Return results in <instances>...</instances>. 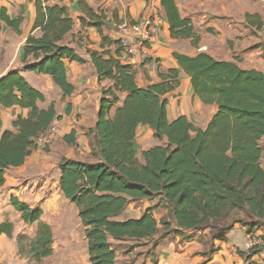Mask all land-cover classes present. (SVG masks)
Instances as JSON below:
<instances>
[{"label":"trees","instance_id":"16d2710c","mask_svg":"<svg viewBox=\"0 0 264 264\" xmlns=\"http://www.w3.org/2000/svg\"><path fill=\"white\" fill-rule=\"evenodd\" d=\"M160 3L171 36L189 38L196 46L200 36L191 20L180 16L174 0ZM36 9L33 29L39 34H29L25 40L22 70L49 76L64 99L74 91L64 60L85 62L63 42L73 20L58 5L36 0ZM20 21V17L11 19L4 7L0 9V31L3 24L17 30ZM93 25L99 28L98 23ZM111 43L102 36L101 47ZM114 43L113 51L87 50L98 79L111 80V85L101 90L97 120L90 128L95 133L91 154L98 161L62 157L59 162L60 188L77 207L90 264H115V248L108 236L141 240L158 234L159 240L173 233L188 241L201 233L212 253L218 249L214 241H226L236 223L247 226L248 233L264 227V72L241 68L236 58L218 60L205 51L195 55L174 51L177 67L159 73V81L140 87L132 66L121 62L124 46L120 40ZM181 73L189 77L193 95L205 104L217 105L204 128L185 115L168 117L166 94L179 85ZM119 93L124 94L123 99L109 117ZM44 99L18 70L0 77V185L5 169L21 165L36 146L34 138L61 119L53 101L46 108L38 106ZM13 105L27 113L16 115L13 129H2L1 110ZM64 111L69 112L68 104ZM139 125L152 129L153 137L161 141L141 152L142 161L135 142ZM62 139L74 144V130ZM139 199L152 204L138 218L111 219ZM10 201L25 223L36 222L35 235L19 234L17 241L27 240L21 252L26 251L33 264H42L53 252L51 227L40 221L41 209L31 208L15 196ZM157 207L166 210L158 219L153 214ZM160 229L163 233L159 236ZM12 231V223H0V234L11 237Z\"/></svg>","mask_w":264,"mask_h":264},{"label":"crops","instance_id":"0c3cea01","mask_svg":"<svg viewBox=\"0 0 264 264\" xmlns=\"http://www.w3.org/2000/svg\"><path fill=\"white\" fill-rule=\"evenodd\" d=\"M41 1L43 4L58 5L67 10L73 25L63 42L73 47L85 62L64 60L67 80L74 86V91L60 103L54 102L52 94L56 93L61 98L62 92L51 78L22 70L21 49L25 40L29 34H39L38 29H33L37 16L36 0H0V9L4 7L11 19L21 18L17 30L2 25L0 77L11 70H18L29 84L43 93L45 99L38 102L40 108H46L51 101L54 102L57 114L62 115L54 123L61 124L60 139L67 145L66 149L60 148L61 142L57 141L50 148L45 147L48 148L47 151L43 147L34 146L21 165L5 169L4 182L0 185V223H12L13 231L11 237L5 233L0 234L1 264L33 263L25 252H21L17 236L25 234L32 238L35 235L36 222L27 224L21 219V212L10 201L11 196L17 197L31 208L42 210L40 221L47 223L53 234V252L50 256L55 252L56 230L53 228L57 221L65 220L68 212L79 218L77 207L61 191L59 162L62 157L88 163L98 161L91 154L95 133L90 128L95 126L97 120L101 90L111 85L110 79H98L87 53L88 49L113 51L116 48L114 41L120 40L124 46L121 62L132 66L135 82L140 87L159 81V73L177 67L174 51L195 55L201 47L215 59L233 61L236 58V63L241 68L264 72V0H174L180 16L191 20L200 36L196 46L191 45L189 38L171 36L160 0ZM247 14L250 17L247 18ZM146 17H152L159 23V31L152 42L147 44V53L143 55V48L136 43L135 36L128 29L121 28L120 24L125 21L134 23ZM94 23H98L99 28ZM102 36L113 43L101 47ZM128 48H132L134 54H128ZM181 74L179 85L166 94L168 117L174 119L185 115L195 126L204 128L216 112L217 105L201 102L192 94L189 77ZM118 95L120 99L109 111V117L113 116L115 108L123 99V93ZM66 104L69 105L68 113L64 111ZM18 113L26 115L27 110L17 105L3 108L2 129H13L11 122ZM71 130H74L75 142L80 143L83 151H75L73 144H67L62 139ZM152 134V129L147 126L137 127L135 142L139 161H142L143 150L161 143ZM261 148V165L264 168V145ZM151 204L147 199L131 201L119 215L111 219L138 218ZM165 212L160 207L153 210L157 219ZM260 228L255 231L262 233ZM247 234L248 227L236 223L228 231L226 241H214L218 249L212 253L208 250L205 235L201 233L188 241L173 234L165 235L159 240L158 234L141 240H119L112 236H108V239L115 248V264H264L263 248L251 252L243 248ZM76 255H80L78 258L84 264H90L84 227L81 252H69L70 264H77ZM46 258L42 259V264Z\"/></svg>","mask_w":264,"mask_h":264},{"label":"rangeland","instance_id":"374dc122","mask_svg":"<svg viewBox=\"0 0 264 264\" xmlns=\"http://www.w3.org/2000/svg\"><path fill=\"white\" fill-rule=\"evenodd\" d=\"M200 51H203V50H200ZM51 97L54 98V102L60 103L62 101V99L60 97H58V95L56 93L52 94ZM57 141L61 142L60 148H63V149L67 148V145L60 139V135L57 136L55 138V140L50 145H48L46 147L50 148L53 145V143H56ZM261 144L264 145V137H262V139H261ZM78 145H80V143L75 142L73 144V148L75 151L79 152L80 150L77 149ZM136 145H137V142H136ZM160 228H161V226H160ZM53 229L56 230V232H55L56 244L54 242L55 252L52 256L46 258V261L44 264H70L69 263V260H70L69 252L71 250L77 252V254H79L81 252L82 237H83V226L81 225L79 218L71 215L68 212L65 220L57 221V223L55 224ZM260 229H261L262 233H259V234L261 235V237L264 240V227L260 228ZM162 233L163 232L160 229L159 236ZM171 234H173V233H171ZM173 235H176V234H173ZM207 238H210V237L207 236ZM22 241H25L23 243V245H21ZM66 244H67V246H66ZM19 245H20V248H23V249L26 248L27 240L22 239L20 241ZM25 253H26V251H25ZM78 256H80V255H76V258H77L76 263L77 264H84V262H82L81 258H78Z\"/></svg>","mask_w":264,"mask_h":264},{"label":"built area","instance_id":"2783aa9c","mask_svg":"<svg viewBox=\"0 0 264 264\" xmlns=\"http://www.w3.org/2000/svg\"><path fill=\"white\" fill-rule=\"evenodd\" d=\"M120 27L123 29H128L129 32L135 36L136 43L143 48L142 54L146 55L147 44H150L154 39V36L159 31V23L155 21L152 17L143 18L137 22L129 23V22H122ZM204 49L201 47L200 50ZM128 54H134V50L132 48L127 49ZM61 124L60 123H52L46 130L41 132L34 138V142L37 147H46L50 145L57 136L60 135ZM77 149L83 151L82 146L78 145ZM243 248L247 252H251L254 250H258L263 248L264 249V240L261 235L257 232H251L247 234L245 241L243 243ZM264 260V256H263Z\"/></svg>","mask_w":264,"mask_h":264},{"label":"clouds","instance_id":"9594fccd","mask_svg":"<svg viewBox=\"0 0 264 264\" xmlns=\"http://www.w3.org/2000/svg\"><path fill=\"white\" fill-rule=\"evenodd\" d=\"M45 148V147H44Z\"/></svg>","mask_w":264,"mask_h":264}]
</instances>
